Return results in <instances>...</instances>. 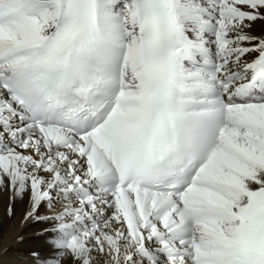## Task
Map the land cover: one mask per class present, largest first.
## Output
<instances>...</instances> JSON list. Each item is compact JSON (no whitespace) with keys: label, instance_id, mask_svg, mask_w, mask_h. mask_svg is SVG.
I'll list each match as a JSON object with an SVG mask.
<instances>
[{"label":"snow or ice","instance_id":"1","mask_svg":"<svg viewBox=\"0 0 264 264\" xmlns=\"http://www.w3.org/2000/svg\"><path fill=\"white\" fill-rule=\"evenodd\" d=\"M258 23L264 0H0L27 264H264Z\"/></svg>","mask_w":264,"mask_h":264},{"label":"bare ground","instance_id":"2","mask_svg":"<svg viewBox=\"0 0 264 264\" xmlns=\"http://www.w3.org/2000/svg\"><path fill=\"white\" fill-rule=\"evenodd\" d=\"M255 31H264V24H256ZM26 210L25 203L13 202L0 190V264H27L28 250L37 240L41 227L23 219Z\"/></svg>","mask_w":264,"mask_h":264}]
</instances>
